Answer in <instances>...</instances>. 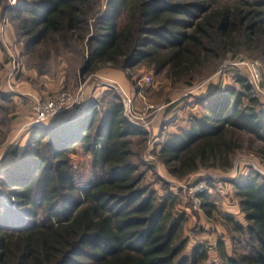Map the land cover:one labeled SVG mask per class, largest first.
<instances>
[{"label": "trees", "instance_id": "trees-1", "mask_svg": "<svg viewBox=\"0 0 264 264\" xmlns=\"http://www.w3.org/2000/svg\"><path fill=\"white\" fill-rule=\"evenodd\" d=\"M11 11L27 13L16 19L29 46L46 40L86 46L83 73L149 57L175 76L191 77L229 52L264 60V0H107L101 12L100 0H22ZM238 81L243 90L198 100L203 115L162 143L158 157L170 174L183 178L202 167L229 168L241 148L238 132L260 140L264 154V103L248 79ZM109 90L58 123L32 126L23 162L2 172L0 182L17 208L0 211V264L207 261L202 244L182 254L183 218L175 215L171 193L158 200L154 189L140 184L132 137L144 133L124 115L120 94L107 100ZM78 147L90 154L87 178L70 157ZM234 188L246 223L222 215L248 251L228 254L218 239L221 264H264V176L250 172ZM198 196L211 213L214 204L204 193Z\"/></svg>", "mask_w": 264, "mask_h": 264}, {"label": "rangeland", "instance_id": "rangeland-1", "mask_svg": "<svg viewBox=\"0 0 264 264\" xmlns=\"http://www.w3.org/2000/svg\"><path fill=\"white\" fill-rule=\"evenodd\" d=\"M106 1L100 0V12L105 9ZM19 2L22 0H0V181L5 169L12 165L13 169L23 162L32 126L62 120L59 114L45 123L33 124L32 103L24 115L18 116L16 103L8 100L4 91L25 83L39 91L37 99H43L60 90L80 92L82 87L84 100L72 110L78 113L87 105V100L103 95L112 87L107 100L114 93L127 94L132 101L127 119L144 133L132 137V149L139 157L140 184L154 189L158 200L171 193L175 200V215L183 218L181 238L186 244L182 254L188 255L195 245L202 244L208 251L205 264H221L218 239L224 242L228 254L247 252L243 236L232 229L222 214L246 223L235 196L234 183L254 171L264 176V154L259 151L263 143L246 132H238L236 138L240 139L241 148L232 155L229 168L202 167L183 178L170 174L158 154L166 139L187 128L191 118L203 115V105L198 100H208L225 90L234 93L243 90L238 78L242 76L249 80L247 68L240 63L243 60L254 59L260 63L259 87L249 82L264 103V60L243 50L235 57L229 52L218 60H209L207 66L191 77L186 74L175 76L168 65L159 66L149 57L133 63L124 61L118 67L103 65L94 73H83L81 68L89 58V51L83 44L72 40L67 44L46 40L45 43L27 45L28 38L19 29L16 19V14L21 11H11ZM20 14L26 16L27 13ZM124 21L123 14L119 25ZM145 75L151 76L148 83L143 79ZM70 157L77 173L87 178L91 173L90 154L78 147ZM201 192L215 206L209 214L201 207L198 196ZM15 200L0 182V211L15 210Z\"/></svg>", "mask_w": 264, "mask_h": 264}, {"label": "built area", "instance_id": "built-area-1", "mask_svg": "<svg viewBox=\"0 0 264 264\" xmlns=\"http://www.w3.org/2000/svg\"><path fill=\"white\" fill-rule=\"evenodd\" d=\"M240 63H242L247 68L251 84L258 88L261 81L259 61L251 59L243 60ZM143 79L148 83L151 80V76L145 75L143 76ZM79 91L80 92L72 93L67 90H60L46 98L34 100L30 106L32 123H45L46 121L59 116V114L71 111L76 108L79 102L83 100L82 87L79 88ZM120 95L124 107V115L129 118L132 101L127 94L122 92Z\"/></svg>", "mask_w": 264, "mask_h": 264}, {"label": "crops", "instance_id": "crops-1", "mask_svg": "<svg viewBox=\"0 0 264 264\" xmlns=\"http://www.w3.org/2000/svg\"><path fill=\"white\" fill-rule=\"evenodd\" d=\"M38 92L39 91L36 90L34 87L30 88V87L26 86V84L24 83L19 88L12 87L11 89L4 91L3 93L5 94V96L8 100L14 101L16 103V105H17L16 106V114H18V116H19V115H24L27 107L29 108V105L35 100V98L36 99L38 98ZM87 101H89V100H87ZM72 114H73L72 110L67 111V112L62 113L60 118L63 120Z\"/></svg>", "mask_w": 264, "mask_h": 264}]
</instances>
